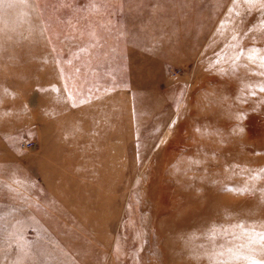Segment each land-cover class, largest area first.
Wrapping results in <instances>:
<instances>
[{
  "label": "rangeland",
  "instance_id": "374dc122",
  "mask_svg": "<svg viewBox=\"0 0 264 264\" xmlns=\"http://www.w3.org/2000/svg\"><path fill=\"white\" fill-rule=\"evenodd\" d=\"M262 22L244 0H0V264H245Z\"/></svg>",
  "mask_w": 264,
  "mask_h": 264
},
{
  "label": "snow or ice",
  "instance_id": "6c2138e0",
  "mask_svg": "<svg viewBox=\"0 0 264 264\" xmlns=\"http://www.w3.org/2000/svg\"><path fill=\"white\" fill-rule=\"evenodd\" d=\"M238 2L239 0H233V3ZM244 3L253 6L259 4L260 11L264 12V0H244ZM243 54L244 49H241L240 55ZM237 59H240V56H237ZM248 59L251 60L252 57L249 56ZM261 59H264V57ZM243 118L244 113L241 112L238 116V119L242 120ZM262 171H264V169H262ZM242 191H247V189H243ZM245 235L248 236V241L246 244L241 245L242 251L236 254L235 259L243 260L245 264H264V232H256L255 229L245 230Z\"/></svg>",
  "mask_w": 264,
  "mask_h": 264
}]
</instances>
